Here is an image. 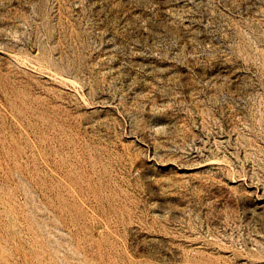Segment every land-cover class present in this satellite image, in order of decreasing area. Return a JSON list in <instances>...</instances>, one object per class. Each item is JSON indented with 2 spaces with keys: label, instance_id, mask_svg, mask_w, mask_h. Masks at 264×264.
<instances>
[{
  "label": "rangeland",
  "instance_id": "obj_1",
  "mask_svg": "<svg viewBox=\"0 0 264 264\" xmlns=\"http://www.w3.org/2000/svg\"><path fill=\"white\" fill-rule=\"evenodd\" d=\"M0 264H264V0H0Z\"/></svg>",
  "mask_w": 264,
  "mask_h": 264
}]
</instances>
